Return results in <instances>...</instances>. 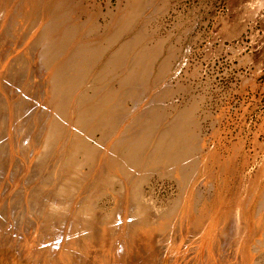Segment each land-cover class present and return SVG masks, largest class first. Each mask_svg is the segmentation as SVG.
Returning <instances> with one entry per match:
<instances>
[{"label": "rangeland", "instance_id": "rangeland-1", "mask_svg": "<svg viewBox=\"0 0 264 264\" xmlns=\"http://www.w3.org/2000/svg\"><path fill=\"white\" fill-rule=\"evenodd\" d=\"M35 1L36 0H0V95L4 96L10 105L9 123L6 129H2L5 136L9 138V148L5 151L8 154L4 152V156L1 154L0 158V166L4 165L0 168V202L2 203L0 206H3L0 208V215L1 217L2 214L6 217L9 216V219H4V224H0V239L1 237L5 238L4 232L8 233L12 219L17 215L12 210L11 204L13 201L12 199L17 197L20 193H24L25 195L27 211L25 210L24 216H21L22 221H19L21 227L18 229L16 225L14 230L16 229L21 233H17L18 236L23 235L22 233L24 231L27 233V238L31 237V235L37 231L36 229L39 227L43 218L42 212L50 207L53 197V185L56 176L60 173L51 172L50 167L53 166V162L64 159L69 149L67 145H64L66 143H63V139H58L59 137L54 133L55 131L50 132L47 130L51 122V112H54L53 109L52 111L49 110L50 113L48 111H44L43 113L39 109V106L43 105V101L40 100L38 102L40 105L36 106L33 111L27 113L23 112V108L30 104L34 100V97L27 93V90L30 88L27 83V81L30 80L29 76L24 77L23 83H19V81L22 80V76H16V72L28 62L29 59L27 55L33 51V49L30 51V43L38 40L37 36L45 27L46 22V20H44L34 25V28L31 29L37 17H41L39 16V5ZM44 1L43 6L45 5L46 7V4L50 5L58 0ZM62 2L65 6L59 11V14L68 11V13H65L68 16L64 14V16L62 15L63 17L58 15L59 19H56L54 23L58 30L55 31H61L64 35L67 29H71V26L85 25L87 27H85L86 30L84 29L86 34L84 39L92 43L101 40V43L98 44H102L104 48L106 47L105 50H103L104 53L94 58L97 63L99 61L98 59L102 56L100 59L101 61L96 64L92 59L91 61L95 64L93 63L91 65L92 62H89V65H84V67L90 66L91 68L94 66L92 70L93 76L95 72L100 77L106 74L107 79L105 75L103 80L102 78L96 80L97 75L95 74L96 87L88 84L79 88V93L83 89L86 91L84 96H79L86 98L88 103L82 101L81 105L77 104L76 112L85 113L92 109L94 105L98 107L97 105L102 104L103 97H106V94H104L106 91L112 96V92L115 90L114 92H116V94L119 92L117 95L120 96L118 97L114 93L112 101L110 100L109 106H114L113 111L112 107L105 110L102 109L105 113H102V110L99 111L101 119L103 115L105 117L107 114H112L116 111L114 115L112 114V117L114 116L113 121L111 114L108 115L111 119L110 121L115 123L114 125L113 123H110V125H103L98 116L96 122H100L99 125L101 126L98 125V127L94 128L92 131L90 140L93 144L99 143L100 139H102L100 141L102 142L104 137L108 136L107 138H109V135L110 138L107 139V141L111 140V138L113 140L115 136L119 139H123V136L126 134L123 133L124 131L120 132L121 128L123 129L125 127L127 129V127H131L132 124L136 125L134 123L139 120L138 118L142 117V114L144 115L143 109L146 110L145 107L150 105L151 108L149 106L147 109H152V107L154 108L156 106L153 110L154 113L152 111V113L149 114L150 118L153 114L152 117L155 119L157 118L156 122H159V124L157 123V127L156 122L153 121L155 119L151 118V121L154 122L155 126L158 128L154 126L152 128L155 131L151 130L152 132L154 131L152 135L156 139V144H152L145 154L146 156L149 154L151 155L161 149L162 144L157 142L158 137L162 138L164 134L168 133L170 137L165 135L166 142H169L168 145L172 143L173 140L171 141L170 139H173V135L176 134L175 132L177 131L175 130H181V127H175V123H178L176 119L182 114L183 110L193 105L192 108L196 109L194 110L195 112L193 111V117L195 118H193V120H195L194 122L196 123V125L194 123V126L196 127H193L192 124V126H189L187 129H193L196 136L199 137V139L197 138L198 141L195 140L197 156H192V160H194L192 164L195 166V172L197 170L196 167L199 171L196 172V175H192L194 176L192 178L194 181L192 180L193 183L191 181V186L190 182L188 183L189 188L187 187L186 193L188 195V204L193 203L192 201L195 198L194 202L197 203H195V206L198 208V214L196 216L199 218L202 214H206L205 216H208V223L204 226L205 230L202 229L203 231L200 235H196V230L194 229L184 234L185 237H183L182 244L178 247V252L174 253V256L171 255L172 258H170V263L168 261V264H204V262L207 264L209 261L212 264H219V261L220 264H248V261L249 264H255L254 262L256 259L259 260V263H263L264 247L260 249V246L258 248L257 245H264V0H149L148 2L145 0L144 2H140L142 6L139 5L140 7L138 8L139 10L137 9V12H135L136 14L133 13L131 16L126 13L132 7V0H63ZM133 8H135V6H133ZM33 10L35 11L33 12ZM61 11L63 12L61 13ZM139 11L142 13L140 14ZM15 13H21L19 17L21 18V23L24 24L29 22V26H27L24 32L18 31V35L21 34L22 36L21 39H19L18 36H14L9 40L6 35L7 28L12 14ZM126 15L129 17L127 18ZM129 18L132 19L129 20ZM123 19L128 21H124ZM68 23L70 24L69 26ZM120 23L123 25L126 24L127 26L124 25V28ZM120 25L122 29L119 27ZM65 26L67 28H65ZM115 31L118 32L115 33L116 36L112 34ZM137 34L142 38L145 37L147 40H144L145 38L140 39L138 43L140 45L137 44L135 46L136 48L133 46L131 49L132 51L128 54L133 56V54H131L133 52L135 56L136 51L137 53L141 51L142 54L146 52V55L149 53L152 55V59L148 58L147 61L146 59L143 61L142 58L141 62L139 61L140 58H138L139 60L137 59V62L135 59L134 62L131 64L129 63V68L127 70L130 69V65L133 66L135 63L140 66L148 65L147 70L149 71L147 74L149 73V78L147 77L148 82L146 85L148 89H145L143 93L146 94L144 95L141 93L142 91H140L142 88L139 89L137 85L138 80H140L138 79L139 75L135 73L137 70L141 73L140 66V69L135 67L134 74H136V76L128 81L129 83L131 80V82L134 80V84L132 83L134 86L131 85L130 82L127 87V81H124L121 76L116 77L118 76L116 73H109L107 72L108 69H104L107 68V63H109L110 60L109 58L112 57L110 55L119 48L121 49L123 43L129 41V39L133 43ZM108 36L109 38H106ZM16 38L19 40H16ZM106 39H112L113 41L111 40L108 43ZM115 39L116 42L114 41ZM106 42L107 44L105 45ZM143 45H145L144 51L142 48ZM140 46L142 49H140ZM146 48L151 49L147 51ZM170 53L172 54L170 55ZM125 55L127 56L126 58H128L126 53ZM11 62L16 64L14 68L8 67ZM32 62H35V64L39 63L36 59H33ZM117 62L119 64V61ZM125 62H127L126 59L124 60V64L123 60H120V64H123H121L123 68L120 67L118 73L126 69L124 68L126 67ZM70 63L74 65L77 62H73L72 60ZM111 63L110 61L109 66L113 64ZM70 69L72 72L67 73V75L70 76L67 77L70 79L69 81L65 80L67 84H69L66 85L65 96L69 95L72 98L71 103H74V98L78 97L79 94L75 92L76 88L74 87V81H78L75 78L80 79L84 71L74 66H70L68 71H70ZM99 69L102 70V72L98 71ZM76 71H80V74ZM161 73L163 75H160ZM93 78L94 77L90 79ZM121 79L125 86L121 85L120 87V83L122 82L120 81ZM103 81H105V83ZM71 82H73V85ZM93 86L97 89H94ZM101 86H103L104 89ZM135 86H138L137 88L142 95L138 94L139 92L136 90L137 88L135 89ZM113 87L114 89L112 90ZM98 88L101 89L100 91L103 92V95L101 94L102 92H100V95L96 93ZM118 88L121 89L119 90ZM69 89L71 91H69ZM72 89L74 91H72ZM110 90H112V92ZM121 90H128L129 93L126 91L128 95L125 91L123 92ZM131 91L134 92L132 93ZM66 92L69 93L66 95ZM72 92L73 95L71 94ZM109 94L107 95L110 97ZM115 96L118 98H115ZM124 96L128 98L125 99L123 98ZM93 97L95 98L94 105V99H91ZM119 98L121 101H119ZM89 100H91V102ZM97 101H101V103L99 104ZM115 102L117 103L115 104ZM147 102H150V104ZM153 104L154 106H152ZM119 106L121 110L118 108ZM123 107L127 108V110ZM154 114H156V116ZM163 115L165 118L168 116L167 119L164 117L162 118ZM17 116L21 117V120L16 138L14 128L16 125L15 117ZM116 119L118 120L116 121ZM128 120L130 122H128ZM132 120L134 122H132ZM161 121L162 123H160ZM118 122L122 123L120 124ZM169 125L172 127H169ZM58 128L59 126L56 125L55 130L57 131ZM89 128L90 127L86 125L82 127V131H87ZM164 130L167 133H165ZM109 131H111L113 135L109 133ZM5 132H7V134ZM158 132L163 136L161 137V135H159L157 137ZM131 133L133 136H129V140L130 144L134 146L137 144L138 134L136 135V132L133 130L130 134ZM147 133L149 134V131L146 132V134ZM146 134L145 136L148 135ZM142 137L145 138L144 135H142ZM16 139L18 142L20 140V142L17 143ZM132 139L135 140H133V142H135L134 144L132 143ZM30 146L32 148H30ZM10 148H12V150ZM27 148H29L28 151H25ZM27 155L29 157H27ZM19 159L25 162L23 166L18 165V163H20ZM67 160L66 167L69 170L76 165H80L84 174L81 178V183H83L81 184L79 181V187L73 193L76 197L71 201V207L64 212H56V217L61 219L55 227L57 232L59 231L62 233L70 226L76 224L77 221L75 220L78 217V206L86 200L89 203L96 204V210L101 213L102 216H110V214L118 213V210L124 207L125 211L122 212V216L120 217L125 223L132 207H134V204L127 202L126 196L131 195L137 199L139 195L142 194L145 199H151L152 202L150 204L152 205L150 206L155 208L156 212L154 209L152 210L155 212V215H153L156 216L159 212L163 213L165 209L166 211L172 209L183 192L181 179L183 177L181 176V171L176 172L172 167L170 168V166L151 164L147 166L143 172L135 171L132 175L113 174L111 175L110 181L107 184H103L98 175L99 163H96L93 159H87L83 150L78 151L73 157ZM196 161L197 163L199 162V164H197ZM206 163L207 166L205 165ZM203 166L206 167L204 168ZM35 167H40V169L45 168L43 169L44 172H37V174L33 175L32 169ZM123 186L125 187L124 191L121 189ZM45 188V192L41 196H38ZM191 191L194 194H192ZM191 196L193 197L192 200ZM211 204L214 207L211 206ZM5 205L9 208L7 209ZM211 207L213 208L211 209ZM3 210H6L8 213ZM211 210H214L213 213ZM208 213L209 215H207ZM230 219L234 220L232 221L233 223ZM237 223L240 226H237ZM111 225L113 224L111 223ZM234 225L238 228L234 227ZM196 226L198 227L199 225ZM196 226L192 228H196ZM222 226L228 227L229 231L223 236L224 238L221 239L219 230L217 231V229H221ZM255 226H259L257 229H261V231H258ZM230 229L235 230L230 232ZM244 229L246 230L242 233L241 231H244ZM255 231H257L258 234H254ZM17 235H14L15 237L11 236L10 238H5L6 240L1 242L0 246L3 245L4 248L14 250L18 246L8 244L13 241V238L23 239L21 236L18 237ZM158 236L159 235L153 238L154 241L149 246L142 248L145 252L143 251L144 253L142 252L139 258L143 257L141 260H144V262L137 259L134 264H158V262H161L167 238L166 236H160L161 238ZM227 236L229 238H227ZM51 237L52 235L48 238ZM65 240L66 237H63L59 241ZM194 241H196V243ZM222 241H224L222 245L224 249L221 247ZM190 242L192 243L190 244ZM218 243H220V247ZM228 246L229 248H227ZM212 247H214V249ZM255 247L256 250L259 249L260 251H256ZM94 249L96 250V245L93 247V250ZM224 250L226 252H224ZM147 252H149V254ZM206 254H208V256ZM214 254L217 258L216 256L214 257ZM205 256L209 258L206 260ZM124 257L125 256H123V258ZM221 261L223 262L221 263Z\"/></svg>", "mask_w": 264, "mask_h": 264}, {"label": "bare ground", "instance_id": "bare-ground-1", "mask_svg": "<svg viewBox=\"0 0 264 264\" xmlns=\"http://www.w3.org/2000/svg\"><path fill=\"white\" fill-rule=\"evenodd\" d=\"M43 1L44 0H36L35 1L39 5V12H40L39 16H41V17H37V20L35 21V24H32L31 29L34 28V25H37L44 20H46L45 27L42 29L40 34H38V36H37L38 40H36L33 43H30L31 44V46H30L31 50L30 51H32V49H33V51L27 55V57L29 59L28 62L25 63L24 66L19 71L16 72V76H18V75H19V77L22 76V80H20L19 83H23L24 77L29 76L30 80H28L27 83L29 84L30 88H29V90H27V93L31 94L34 97V100L30 104L26 105L23 108V112L27 113L29 111H33L36 106L40 105V104H38V102L40 100L43 101L42 102L43 105L39 106V109L43 113H44V111H46V112L48 111L50 113L49 110L52 111V109H53L54 112H51V122L49 123L47 130L50 132L55 131L54 133L57 134V137H59L58 139L59 140L63 139V143H66L64 145L65 146L67 145V147L69 149L67 150L68 153L65 155L64 159L53 162L52 163L53 166L50 167L51 172H60V173L56 176V180H55V183L53 185V197H52V201L50 203V207H49V209H46L42 212L43 218L39 224V227H37V229H36L37 231L34 234L31 233L32 238L31 237L27 238V236H26L27 233H25L24 231L22 233L23 235L18 236L17 233L18 234H21V233L18 232L16 229L14 230V228H16V225H17L18 229L21 227L19 225V221L22 218L21 216L22 215L24 216V213L26 210L27 203L25 202L24 193H20L17 197L12 199L13 201L11 204L12 205L11 208L17 215L15 216V218L13 217V219L10 223L11 227H10L8 233L4 232L5 238H10L11 236L15 237L14 235H17L18 237L21 236L23 239L13 238V241H11L10 243L7 240V242L9 243L8 245L12 244L13 246H15V245L18 246L14 250L4 248L3 245L0 246V264H134L137 259L138 260L143 259V257L139 258L141 256V253L143 251L145 252V250H142V248L149 246L154 241L153 238L157 237V235H159L158 237L166 236V238H167V239L165 238L166 243H165V247H164L163 258L161 259V262H158V264H168V261L170 260V258H172L171 255L174 256V253L178 252V247H179V245L182 244L183 237H185L184 234H187L188 231H190L191 229H194V230H196V235H200L202 233V231L205 230L204 226L208 223V218H207L208 216L206 217L205 216L206 214H202L199 218L196 216L198 214V211H197L198 208L195 206V203H196V202H194L195 198L193 199V197L191 196V200L193 199V201H192L193 203H190L191 205L188 204V195L186 193V190L189 188L188 183L190 182V186H191V184L194 181V179H192L194 176H192V175H196V172L199 171L198 168L196 167L197 170L195 172V169H194L195 166H193V164H192V163H194V160H192V156L197 154V147H195L196 146L195 140H197V138L199 139V137L196 136L193 129H191V128L187 129L189 126H192V124H193V127H196V126H194L195 120H193V118H194L193 117V114H194L193 111L196 109L192 108L194 106L193 105L190 108L188 107L187 109H184L183 112L181 111L182 114L181 115L179 114L180 116L177 117V119H176V120H178V123L177 124L175 123V127L176 126L178 128L181 127L180 128L181 130H175V128L173 126V129L177 132H175L176 134L173 135V139H170L171 141L173 140L170 145H168L169 142H166V136L165 135H168V133L165 131L166 129L164 130L165 133H167V134H164L165 137L158 132L157 137L159 135H161V137L163 136L162 138H159V137L157 138V142L161 143L162 146L160 145L161 149L157 150V151L154 150L156 152L151 154V155L149 154L146 156L145 154L152 144H154V143L156 144V139L152 135V134H154L155 130L152 127L155 126L154 122H156L157 118L155 119L154 117H152L153 116V114H152L151 118L155 119V120L152 119L154 121V122H152L149 114L152 113V111L154 110V108H156V106L154 108L152 107V109H147L150 105H148V107H145L146 110L143 109L144 115L141 113L142 114L141 118L135 117V118L139 119V120H137L136 123H134L136 125L132 124V126L129 128L127 127V129L125 127L123 129L121 128L120 132L124 131L123 133L126 134L123 136L124 137L123 139H119L118 137L115 136V138L113 140L111 138V140L107 141V139L110 138V135L108 134L109 138H107L108 136H106V137H104V140L102 142H100L102 140V139H100L99 143L93 144L90 140V137H91L93 129L98 127L100 122H102L103 125H106V124L110 125V123H113V125H114V123H115V122L110 121L111 119L109 118L108 115L111 113L108 112L109 114H107V116H105V117L102 114V113H105V111H103L102 109L105 110V109L112 107V105L109 106V104H110V100L112 101V96L114 95V93L116 94V92H114L115 90L112 92L114 87L112 88V90H110L112 92V96L109 94V92L106 91V93H104V94H106V97L104 96L103 99L101 98L102 104H100L101 101L100 102L97 101L100 104V105H97L98 107H96L94 105L95 104V102H94L95 98L94 97L91 98L92 100L94 99L93 100L94 106H92V109H90V110L87 109L88 112L77 113L76 112V109H77L76 106H77V104L81 105L82 101L88 103V101H86V98L79 96V95L84 96L86 91H84V89H83L79 93V88H81L82 86L88 85V84L94 85L96 87V85H95L96 80H98V78L99 79L102 78V80H103L104 76L106 75V74H103V77H100L95 72L94 76H93L92 70H93L94 66H92L91 68H90V66L89 67L87 66L86 68L84 67V65L86 66L89 62H92L91 61L92 59L95 62L94 58L98 57L97 55H99V54L101 55V53H104L103 50H105L106 47L104 48V46H102V44L101 45L98 44V43H101V40H99L98 42L93 41L94 43H92V42H89V40L84 39L85 38L84 36L86 35L84 32V29H85V27H87L85 25H81V26H75L74 25L73 27L71 26V29L70 30L67 29V32L64 35L61 33V31L56 32L55 30H58V28L54 24L55 20L59 19L58 15L62 16L64 14V15L68 16L67 14H65L66 12L68 13V11H65V13L63 11H61V13L62 12L63 13L59 14V11L61 9H63V7L65 6L64 3L62 2L63 0H58L55 2L53 1L54 3H52V2H51L52 4L49 3L50 5L44 3V4H46V7H45V5L43 6ZM144 1L143 0H132V4H131L132 7L131 8L129 7L130 10L126 14L127 15L130 14L129 16H131L133 13L137 12V9L140 7L139 5L142 4L140 2H144ZM148 1L149 0H147V2ZM136 4H138V5H136ZM42 6L45 8H43ZM133 6H135V8H133ZM136 6H138V7H136ZM67 8H66V10H67ZM34 11L35 10H33V12ZM139 13L141 14L142 12L139 11ZM20 15H21V13H15V14H12L11 18L9 17L10 20H9V24H8V28H7V33H6L7 39H9V40H10V38L12 39L14 36H18V38L21 39L22 36H21V34L18 35V31L24 32L27 29V26H29V22H26L24 24L21 23V18H19ZM129 16H127V18ZM118 17H119V15H118ZM132 18H129V20ZM125 19H123V20L128 21ZM121 22H123V21H121ZM69 25L70 24L68 23V26ZM121 25H123V24H121ZM121 25L119 26L120 28H121ZM124 25H126V24H124ZM66 26H65V28H67ZM88 27H89V25H88ZM131 27H129V28H131ZM68 28H70V27H68ZM124 28H125V26H124ZM143 28H145V27H143ZM87 30H88V28H87ZM117 31H115L112 34L114 35ZM86 33H87V31H86ZM113 35H111V36L112 37L116 36V34L114 36ZM145 35H146V33H145ZM109 36L106 38H109ZM140 37L141 36L137 34L136 37L134 38L133 43L129 39V41H126L125 43H123V45L121 46V49L119 48L117 51L113 50L114 52L112 53V55H110L112 57L111 58L108 57L110 59L109 63L111 61L113 64L111 63L112 65L109 66V63H107L108 64L107 68H104V67L103 68L108 69L107 72H109V73H113V74L116 73V75H118L116 77L121 76V78L124 81H127L126 82V84H128V85H126V87H127V86H129V83L132 80L129 83H128V81L131 78L136 76V74H134L135 69L136 68L140 69V67H141V73H139L138 70H137V72H135V73H138L137 74V75H139L138 79H140V80H138V79H135V80H138V82L136 81L137 85L139 86V89L142 88L140 91H142L141 93L144 95L146 93H143V92L145 91V89H148L146 86L147 82H148L147 79L149 78V73L147 74V72L149 71V70H147L148 65L146 64V65L140 66L139 64L135 63V65H133V66L130 65V69L127 70L129 68V63L131 64L132 62L135 61V59H136V62L139 60L138 58H140V60H139L140 62L142 61V58H143V61H145V59L147 61L148 58L152 59V55L150 53L148 55H146L145 54L146 52L144 54H142L141 51H140V53L139 52L137 53V51H136L135 56H134L133 52L131 53V54H133V56L132 55L130 56L128 54L130 51H132L131 49L133 48V46H134V48H136L135 46L140 42V39L145 38V37H143V38L142 37L140 38ZM18 38H16V40H19ZM104 38H105V36H104ZM112 39H114V38H112ZM106 40H108V43H109V41H111L110 39H106ZM144 40H147V39L145 38ZM104 41H105V39H104ZM114 41L116 42V39ZM106 44H107V42L105 43V45ZM111 44H113V43H111ZM138 45H140V44H138ZM145 45H143V47H142L143 51H144ZM141 46H140V49H142ZM109 49H110V47H109ZM140 49H138V50H140ZM148 49H147V51H148ZM150 49H149V51H150ZM155 50H158V49H155ZM125 53L128 55V58H126L127 56L125 55ZM155 53H156V51H155ZM171 54L172 53H170V55ZM101 58H102V56L100 57V59ZM33 59L34 60L36 59L37 61H39V63L35 64V62H32ZM100 59H98V60L101 61ZM121 59L123 60V64H124L125 59L128 63L125 62L126 67H124V68H126V69H124L123 72L121 71L122 73L121 72L118 73L119 72L118 70L120 69V67L123 68V66H122L123 64L122 63H121L122 65L120 64ZM72 60H73V62L75 61L77 63L74 65H71L70 61H72ZM117 61H119V64ZM94 62H92L91 65ZM80 63H81V65H80ZM105 63H104V65H105ZM169 63H170V60H169ZM167 65H169V64H167ZM15 66H16V64L11 62L8 67L14 68ZM70 66L80 68L81 71H84L81 78L80 77H78L80 79L75 78L78 81H74V84H75L74 87L76 88L75 92H76V94H77V92L79 93L78 97L74 98V96H73V98L75 100L74 103H71L72 98L69 95H67L69 92H66L67 96H65L66 85H69V84H67L66 81L67 80L69 81V79H70L67 77V76H69V75H67V73L72 72L71 69H73V68H71L70 71H68ZM97 66H96V68H97ZM163 68H164V66H163ZM145 70H147V71H145ZM9 71H11V70H9ZM98 71L102 72V70H100V69ZM76 72H78V71H76ZM101 72H98V73H101ZM78 73L80 74V71ZM95 74L97 75V79H96ZM160 75H163V74L161 73ZM75 77H77V76H75ZM92 77H94V78L90 79ZM105 77L107 79V75ZM162 77H165V76H162ZM122 79L120 81H122ZM103 82L105 83V81H103ZM133 82H134V80H133ZM133 82H131V85L134 84ZM72 83L73 82H71V84ZM98 83H96V84H98ZM121 83H120V87H121V85L125 86V84H123V81ZM100 84H102V83H100ZM103 86H101V87H103ZM138 86H135V89ZM95 87H94V89H97ZM126 87H124V88H126ZM110 88H111V86H110ZM110 88H108V89H110ZM70 89H69V91H71ZM103 89H104V87H103ZM105 89H107V88H105ZM118 89L120 90L121 88H118ZM118 89H116V90H118ZM100 90H101L100 88H98V90H96V93L99 95H100V92H102ZM136 90H138V88ZM72 91H74V90L72 89ZM121 91L124 92L125 90H121ZM126 91H128V90H126ZM134 91H131V92L133 93ZM123 92H121V93H123ZM138 92H139V90H138ZM121 93H120V95H121ZM128 93H129V91H128ZM128 93L126 92L127 95H128ZM132 93H130V94H132ZM141 93L139 92L138 94H141ZM71 94L73 95V92ZM101 94L103 95V92ZM107 94H109L110 97ZM123 94H125V93H123ZM168 94H169V92H168ZM117 96H115V98ZM118 97H120V96H118ZM123 98H125V96ZM126 98H128V97H126ZM97 99H98V96H97ZM136 100H139V99H136ZM89 101L91 102V100H89ZM119 101H121L120 98H119ZM116 103L117 102H115V104ZM122 103H124V102H122ZM147 103L150 104V102H147ZM83 105H82V107H83ZM152 106H154V104ZM90 107H91V105H90ZM113 107H112V111H113ZM124 107H127V106H124ZM118 108L120 109V106ZM150 108H151V106H150ZM115 109H116V107H115ZM124 109L127 110V108H124ZM82 110H83V108H82ZM101 110H102L101 114L103 115L102 119L99 116V111H101ZM141 110H140V112H141ZM110 111H111V109H110ZM137 111H139V110H137ZM9 112H10V105H9L7 99L4 96L0 95V158H1V154H3V156H4V152L7 151V149L9 148V138L5 136L4 131H3L4 128L6 129V126L9 123L8 122L9 118H10ZM115 112L116 111H114V113ZM125 112H127V111H125ZM114 113H112V114L114 115ZM153 113H154V111H153ZM112 114H111V117H112ZM176 114H177V112H176ZM139 115H140V113H139ZM154 115L156 116V114H154ZM98 116L101 119L99 123L96 122V120L98 119L97 118ZM113 117H112V121H113ZM160 117H161V115H160ZM163 117H164V115L162 116V118ZM167 117L166 118L164 117V118L167 119ZM15 118H16V120H15L16 125L14 128V132L16 133V138H17L18 131L20 128L21 117L17 116ZM117 120L118 119H116V121ZM130 121H131V119H130ZM130 121L128 120V122H130ZM134 121H135V119H134ZM134 121L132 120V122H134ZM162 121H163V119H162ZM162 121L160 123H162ZM118 123H120V122H118ZM157 123L159 124V122H156V126H157ZM172 123H173V121H172ZM56 125L59 126L57 131L55 130ZM86 125H88L90 128L87 131L86 130L82 131L84 129V128L82 129V127H85ZM117 125H119V124H117ZM117 125H115V126H117ZM171 125H174V124H171ZM171 125H169V127ZM195 125H196V123H195ZM99 126H101V125H99ZM157 129H156V132H157ZM132 130L134 132H136V135L138 134L137 135L138 140L136 139L137 144L134 146L132 144H130V140H129V138L132 135V133L130 134V132ZM151 130H154V131L152 132ZM111 131H109V133H111L113 135V133ZM148 131H149V134L147 133L148 134L147 135L146 132H148ZM113 132H114V130H113ZM170 132L172 133L173 131H170ZM5 133L7 134V132H5ZM118 133H119V131H118ZM8 134H9V132H8ZM145 134L147 136H145ZM12 135H13V133H12ZM142 135H144L145 138H143ZM14 137H15V135H14ZM134 139H132L133 144L135 143V142H133ZM13 140H12V142H13ZM170 140H167V141H170ZM10 141H11V139H10ZM16 142L19 143L20 140H19V142H18V140ZM166 143H167V145H166ZM154 147H153V149H154ZM30 148H32V147L30 146ZM156 148H157V146H156ZM10 149L12 150V148H10ZM28 149L29 148L25 149V151L26 150L28 151ZM80 150H83L87 159L88 158L93 159L94 161H96V163H99L98 175L101 179V183H103V184H107L111 179V175H113V174H122V175H130L131 174L132 175L133 172H135V171L136 172H143V170H145V168H147V166H149L151 164H162V165L170 166V168L172 167L176 172L181 171V174H182L181 176L183 177V178H181L182 179L183 192L180 195V197L178 198V200H177L176 204L173 206V208L171 207L172 209L169 208L170 210H168V211H166V209H165L164 212L162 211L163 213L159 212L161 214L158 213L156 216H154L155 215L154 213L156 212L155 208H152L150 206V205H152V204H150L152 202L151 199L150 200L145 199V197L142 194L139 195V197L137 199H135V197L131 196V195L126 196L127 202L134 204V207H132V210L130 211V214L128 215V218H127L125 223L121 220L122 218L120 217V216H122V212L125 211L124 207H121L120 210H118V213H114L112 215L110 214V216L109 215L102 216L101 213L97 212L96 204L89 203L86 200L78 206V210H77V214H78L77 216L78 217L75 220V221H77L76 224L73 226H70L67 230L63 231L62 233L59 231L57 232L55 227L57 226V224L59 223V221L61 219L59 217H56L57 216L56 212H64L66 209L71 207V201L74 200V198L76 197L73 193L78 189L79 181L81 183V178L84 175L81 168H80V165H76L70 170L67 169V167H66V164H67L66 162L68 161L67 159L70 157H73ZM5 153L8 154L7 152H5ZM27 153H29V152H27ZM148 153H150V152H148ZM30 156H31V154H30ZM27 157H29V156L27 155ZM49 157H51V156H49ZM206 157H207V155H206ZM7 158H10V157H7ZM205 158H203V159H205ZM19 162H20V163H18L19 166H23L25 164V162L22 159H19ZM3 163H4V161H3ZM196 163H197V161H196ZM197 164H199V162ZM197 164H195V165H197ZM205 165L207 166V163ZM3 166H0V168ZM206 166H203V167L205 168ZM36 167L32 169L33 175L37 174V172H42V171L44 172L43 169H45V168L40 169L41 166L39 168H36ZM191 181H192V183H191ZM124 186H125V184H124ZM124 186H123V188H121V189H123L122 191H124V188H125ZM46 188L38 196H41L45 192ZM190 188H192V187H190ZM192 191H191V193L194 194ZM0 204H2V203L0 202ZM211 206H213V205L211 204ZM2 207L3 206L1 205L0 208H2ZM6 207H7V209L9 208L8 206H6ZM213 207H211V209ZM27 209H28V207H27ZM152 209H154L155 212ZM158 210H159V208H158ZM3 211L8 213L6 210H3ZM213 211H212V213H213ZM207 215H209V213ZM6 218L9 219V216L6 217L5 215L2 214V217H1V215H0V224H4L3 221ZM230 221L232 222L234 220L230 219ZM111 223L113 225H111ZM196 225H199L198 226L199 228ZM235 225H236V222H235ZM235 225H234V227L240 226V225H238V223H237V226H235ZM193 226H196V228H192ZM258 227L259 226H257L256 229ZM235 229H230V232L232 230H235ZM218 230H219V233H220V236L222 239V238H224L223 236L226 233H228L229 228L222 226L221 229L218 228L217 231ZM245 230L246 229H244V231H241V232L243 233V232H245ZM257 230L261 231V229L260 230L257 229ZM236 232H233V233H236ZM256 233H257V231H255L254 234H256ZM50 235H52V237L48 238ZM230 235H231V233H230ZM218 236H219V234H218ZM220 236H219V238H220ZM63 237H66V240L65 241H59ZM5 238L1 237L0 243L4 242L6 240ZM227 238H229V237L227 236ZM230 239H231V237H230ZM226 241H228V240H226ZM194 242L196 243V241H194ZM223 242L224 241H222V244H221L222 248L224 247V246H222ZM237 242H236V244H237ZM191 243L192 242H190V244ZM214 243H215V241H214ZM239 243H240V241H239ZM218 244L220 247V243H218ZM261 244H262V242H261ZM95 245H96V250H98V251H96L95 249L93 250V247H95ZM259 246H260V249H263V247H264V245L263 246L257 245L258 248H259ZM162 247H163V245H162ZM238 247H240V246H238ZM212 248L214 249V247H212ZM222 248H219V249H222ZM227 248H229V246ZM160 249H161V247H160ZM222 250H221V252H222ZM232 250H234V249H232ZM255 250H256V247H255ZM258 250L259 249H257L256 251H258ZM212 251H214V250H212ZM224 252H226V251L224 250ZM147 253L149 254V252H147ZM216 253H217V251H216ZM151 255H152V253H151ZM161 255H162V252H161ZM206 255L208 256V254H206ZM123 256H125V257L123 258ZM178 256H177V259H178ZM215 256L216 255L214 254V257ZM233 256H235V255H233ZM207 258H209V257H206L205 259L207 260ZM216 258H217V256H216ZM238 260H239V258H238ZM258 261L259 260L256 259V261L254 263L255 264H264V261H263V263L262 262L259 263ZM141 262H144V260H141ZM222 262L223 261H221V263ZM169 263H170V261H169ZM209 263H211V262L209 261L207 264H209ZM148 264H150V263H148ZM204 264H205V262H204ZM219 264H220V261H219ZM248 264H249V261H248ZM251 264H253V263H251Z\"/></svg>", "mask_w": 264, "mask_h": 264}]
</instances>
